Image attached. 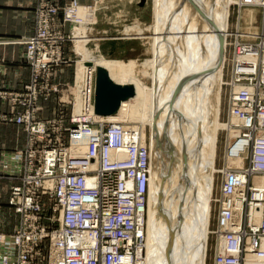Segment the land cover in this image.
<instances>
[{
	"label": "bare ground",
	"instance_id": "6f19581e",
	"mask_svg": "<svg viewBox=\"0 0 264 264\" xmlns=\"http://www.w3.org/2000/svg\"><path fill=\"white\" fill-rule=\"evenodd\" d=\"M151 1L152 23L144 26L137 20L135 25L126 26L124 30L126 34L150 39L147 48L150 55L141 62L107 57L97 50L98 47H89L88 42L93 38L90 25L96 20L100 5L95 7L78 3L71 6L74 8L71 34L72 39L78 43L74 50L81 56L76 65L77 84L82 85L88 70L90 76L97 77L98 68L102 67L115 83L129 85L134 89V94L122 100L116 113L104 117L97 114L95 119L123 123L127 131L126 139L136 136L144 147H147L144 142L145 126H150L151 142L147 147L150 176L141 228L142 238L139 239L136 251L138 258L126 255L111 264H206L216 172L217 129L226 126L230 135L237 139L242 132V125L248 121L230 112L237 129L233 128V123L221 125L219 121L223 56L230 7L239 0ZM263 2L244 0L241 3L243 19L240 16L239 20L240 29L244 30L241 37L251 40L258 38L260 21L263 22L264 18ZM258 43L248 41L244 44ZM242 45L239 43V49L236 48L235 63L258 64L263 60L264 69V56L241 52ZM209 84H212V99L207 91ZM230 86L234 92L244 90L250 94L256 91L255 85L235 81L234 74ZM73 91L77 96L80 94L78 87ZM78 107L80 109V100L77 101L76 111H79ZM124 119H138L142 123L135 126L126 123ZM260 119H264V114ZM259 137L264 139V131ZM244 141L242 139L232 149L231 156L226 154L224 167L227 172L245 165L248 152ZM73 150L82 154L86 152L87 146L79 145ZM130 157V146L126 145L121 150L108 149L107 158L110 162L127 161ZM101 159L98 157L96 161L100 162ZM236 175L244 179L242 173L237 172ZM253 178L255 186L264 187V176L255 175ZM94 184L92 179L87 180V186ZM232 196L238 209L231 206L227 209L234 210L233 215L230 218L222 216L224 225H219L222 235L218 237L216 246V258L219 257L221 261L216 259L217 264H226L228 258L240 261L236 246L241 240L237 232L244 205L242 197H237L238 193ZM252 209L254 214L260 215V207L252 206ZM94 236L95 233L85 234V238L92 241L95 240ZM252 247L250 239L242 264H264V255H259L260 251L264 253V237L259 252L250 251ZM60 257H64V254L61 253Z\"/></svg>",
	"mask_w": 264,
	"mask_h": 264
},
{
	"label": "built area",
	"instance_id": "2783aa9c",
	"mask_svg": "<svg viewBox=\"0 0 264 264\" xmlns=\"http://www.w3.org/2000/svg\"><path fill=\"white\" fill-rule=\"evenodd\" d=\"M39 2L35 34L22 39L28 45L27 56L32 61L31 83L26 87V94L15 99L24 105V109L17 110L19 116L13 119V122L24 126L28 140L24 150L2 153L3 158L0 157V169L13 174L21 172L20 181L11 186L8 197V204L18 217V225L10 232L0 231V264H39L41 256L39 259L35 257V249L46 237L51 238L49 264H111L126 255L137 259L148 195L149 150L140 145L136 136L126 139L123 123L95 119L96 77L90 76V70L82 85L77 82L75 85L80 92L79 99L75 94V98L80 100V109L78 107L79 111H76L75 99L71 116L73 126L64 128L69 131L68 145L61 141V120L59 123L53 118L38 120L39 100H48L53 92H62L63 85L52 84L51 78L54 77L53 67L64 64L66 58L62 49L66 37L61 30H53L49 25L53 19L45 9L50 3L46 0ZM73 12L74 8H66V20L72 17ZM9 42L12 41H0L1 44ZM240 51L264 56V38L256 45L243 44ZM234 58L233 51L229 86L233 83L234 74L235 81L255 85L256 91L250 94L244 90L234 92L230 86L229 112L248 121L242 125L238 138L228 146L226 154L231 156L232 149L242 139L248 154L243 167L228 172L223 170L218 237L222 235L219 225H224L222 216L230 218L233 215L234 210L227 208L238 209L232 194L238 193L237 197H242L244 205L237 232L241 240L236 246L241 262L228 258L226 264H242L250 239L253 246L250 251L259 252L264 237V187L255 186L253 178L255 175L264 176V139L259 137L264 131V119H260L264 114L263 60L258 64L235 63ZM4 73L3 59L0 62V85ZM39 140L41 142L36 144ZM83 144L87 146L85 153L74 152V147ZM126 145L131 148L129 160H108L109 148L121 150ZM98 157H102L100 162L96 161ZM237 172L242 173L244 179H239ZM88 179L95 184L87 186ZM44 193L54 201V218L58 215V225L51 231L45 224L41 199ZM252 206L260 207V215L253 213ZM87 233H95V240L86 239ZM61 253L64 257H60ZM259 255L264 253L260 251ZM216 259L221 261L215 257V264Z\"/></svg>",
	"mask_w": 264,
	"mask_h": 264
},
{
	"label": "rangeland",
	"instance_id": "374dc122",
	"mask_svg": "<svg viewBox=\"0 0 264 264\" xmlns=\"http://www.w3.org/2000/svg\"><path fill=\"white\" fill-rule=\"evenodd\" d=\"M49 1V5H47V12L51 15L52 19L50 18V27L55 30L59 29L61 30L64 37H66V40L62 43V49L64 51V55L66 58H64L65 63L61 66H55L53 67L54 70V77L51 78V82L54 83H61L63 85L62 92H53L48 100L56 99L57 103V113L48 118H44L43 115L40 113V102L41 100L48 101L47 99L41 98L39 100V117L38 120H45L48 119L54 120L56 123H59L58 120H61L59 123L61 125V141L68 145L69 143V131L64 130V128H70L73 126L71 122V116L72 111H74L75 108V99L78 101L79 96L75 98V92H73V89L76 87V65L77 62L81 59V56H79L74 49H76L77 41H74L72 39V17L67 18L68 16L66 13V8L71 7L73 3H82L85 5H91V6H99L100 10H97V17L94 23L87 24L88 26H92L93 30L91 29L92 34L91 37H99L98 40H95L91 38V40L88 42V46L91 48L98 49L101 51L105 56L111 57V58H118L121 60H137L139 62L143 61L145 58L149 57L150 53L147 52V48L150 46V39L147 37L144 38H138L135 35L126 34L125 33V27L129 25H135L136 21L138 20L141 24L144 26H148L153 21V2L151 0H134V1H120V0H46ZM61 3H57V2ZM244 0H239L236 3H233L230 7V16H229V23H228V33L226 38V47L225 52L223 56V76H222V84H221V94H220V117L219 121L221 125L226 124H232V119L229 114V100H230V91L231 87L229 86L230 77H231V62L233 59V51H234V60H237L236 57V48L239 46V43L244 44L248 41H256L260 42L264 38V34L261 32H264V18L263 22L260 21V27L258 28V38L256 40H251L248 38H243L240 35H244V33L240 29V20L239 18L241 16V3ZM39 1L37 6L34 8V18H35V26L34 31L26 36L11 38V39H4L0 38V41H12L8 44L0 43V46H6V45H22L24 47V53L21 56V61L29 68L30 76H32V61L27 56L28 51V45L25 41H22V39H27L26 37H30L34 35L35 29H36V19L38 14V7H39ZM93 3V4H92ZM101 6H105L101 8ZM108 6V7H107ZM244 10V9H243ZM244 12V11H243ZM241 16V17H240ZM101 20V21H100ZM259 20H261V14H259ZM75 24H78L76 22ZM125 25V26H124ZM124 26V27H123ZM96 28V29H95ZM123 28V29H122ZM240 29V30H239ZM97 30V31H96ZM106 32V33H105ZM101 35V37L99 36ZM124 35V36H123ZM126 35V36H125ZM248 35V34H247ZM67 36L70 38L67 39ZM129 36V37H128ZM134 36V37H133ZM105 37V38H104ZM128 37V38H127ZM133 37V38H132ZM101 38V39H100ZM104 38V39H103ZM16 42V40H18ZM136 39V40H135ZM140 40V41H139ZM247 41V42H246ZM76 42V45H75ZM98 45H97V43ZM147 53H145V52ZM4 59L5 64V73L2 74L1 79V85H0V124H16L13 122L14 118H18L17 110L20 111L22 108L24 109V105L15 100L22 96H24L27 92V85L31 83V77H29L28 81H26L22 89H16L13 88L11 85L7 83L5 80V75L7 73V67H6V60L3 57H0V62H2ZM67 60V62H66ZM63 68V71L61 69ZM59 72V74L57 73ZM64 76L67 80L66 81H58V77L61 78V76ZM148 83L150 82L147 80ZM207 91L209 92L208 95L210 98L212 96V84L208 85ZM77 95V94H76ZM63 100V102H60V100ZM212 99V98H211ZM12 109H15L14 113L12 112ZM97 114V113H96ZM99 115V114H98ZM100 116H107V115H100ZM7 117H11V120H7ZM126 123L131 125L138 126L141 121H137L138 119H124ZM123 120V121H124ZM142 125V124H141ZM233 128L237 129L236 125L233 123ZM24 130L23 125H19ZM146 129V138L144 139V142L146 143V146L149 148V144L151 142L150 138V126L147 124L145 126ZM25 131V130H24ZM26 133V131H25ZM218 133V141H217V154H216V172L214 175V190H213V199L211 202V223H210V231H209V238H208V249H207V256H206V264H215V257L217 252V243H218V236L215 233L218 229V218L222 207V192L221 187L223 183V170L225 169L226 164V153L228 151V146L231 145L235 140L236 136H232L229 133V130L226 128V126H220L217 129ZM138 134H140V130H138ZM56 131L53 132V138H55ZM28 140V134H26V143ZM41 142L40 140L36 142L38 144ZM45 142V141H44ZM26 143L23 148L18 149H1L0 151V157L3 158V154H8L11 152H20L24 150L26 147ZM10 171H5L3 169H0V181L1 180H9L11 182V186L14 184H17L19 180V175L21 172H15L14 174ZM10 186V190H11ZM10 195V191H9ZM8 195V197H9ZM43 198L44 203V216H45V224L49 231L55 229L58 225L57 217L54 218V201L47 193H44L41 195V199ZM221 204V205H220ZM8 206V214L6 213V208ZM245 217V216H244ZM18 225V217L14 213V211L10 208L8 204V199L5 203H0V231L9 230L11 226L13 229H15ZM146 227H147V210H146ZM217 242V243H216ZM50 244H51V238L46 237L44 238L39 244L37 249H35L36 254L35 257L39 259L38 256H41L39 264H49L50 261ZM41 251H40V250ZM216 249V250H215ZM38 250L40 251V254L38 255ZM218 255V254H217ZM34 258V254H33ZM217 264V262H216Z\"/></svg>",
	"mask_w": 264,
	"mask_h": 264
},
{
	"label": "crops",
	"instance_id": "0c3cea01",
	"mask_svg": "<svg viewBox=\"0 0 264 264\" xmlns=\"http://www.w3.org/2000/svg\"><path fill=\"white\" fill-rule=\"evenodd\" d=\"M39 0H0V38L11 39L26 36L34 31V8ZM57 2V1H56ZM61 3V2H57ZM24 53L22 45L0 46V57L5 58L7 73L5 80L16 89H22L23 84L30 77L29 68L21 61ZM63 71V68L60 72ZM59 74V72H57ZM67 78V77H66ZM63 75L58 81H66ZM57 100H41L40 113L44 118L52 117L57 113ZM26 143V133L21 126L16 124H0V151L1 149L23 148ZM11 182L0 181V203L8 199ZM8 206L6 213L8 214ZM13 230V227L9 230Z\"/></svg>",
	"mask_w": 264,
	"mask_h": 264
},
{
	"label": "water",
	"instance_id": "95a60500",
	"mask_svg": "<svg viewBox=\"0 0 264 264\" xmlns=\"http://www.w3.org/2000/svg\"><path fill=\"white\" fill-rule=\"evenodd\" d=\"M133 94L132 86L115 83L104 68H98L95 103L97 114L110 115L116 113L122 100L131 97Z\"/></svg>",
	"mask_w": 264,
	"mask_h": 264
}]
</instances>
